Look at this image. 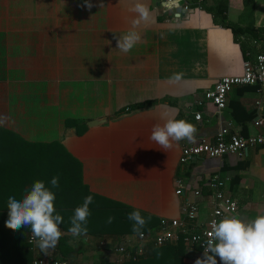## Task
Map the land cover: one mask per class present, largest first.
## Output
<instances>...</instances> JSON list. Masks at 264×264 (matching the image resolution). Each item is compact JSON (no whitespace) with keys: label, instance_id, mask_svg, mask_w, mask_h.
I'll list each match as a JSON object with an SVG mask.
<instances>
[{"label":"crops","instance_id":"crops-1","mask_svg":"<svg viewBox=\"0 0 264 264\" xmlns=\"http://www.w3.org/2000/svg\"><path fill=\"white\" fill-rule=\"evenodd\" d=\"M162 1L91 0L88 9L84 0H0L2 207L10 196L21 199L34 182L51 188V179L59 177V187L51 189L55 207L75 210L92 195L93 201L115 202L158 220L177 218L183 201L199 190L195 201L205 221L213 194L209 184L218 176L237 202L238 217L264 215V145L240 157H199L181 165L182 140L164 150L150 139L165 114L196 127L195 141L186 143L212 140L224 122L242 136L264 133V126H253L255 118L242 122L257 103L264 119L261 87L234 88L220 116L207 104L202 121L193 118L197 98L220 78L240 74L243 60L264 52V0H206L201 12L180 19ZM137 2L148 17L137 26L141 41L125 54L116 37L139 18L129 10ZM233 28L241 33L235 36ZM174 74L182 75L177 80ZM176 179L185 187L181 196ZM61 231L72 251L66 253L70 264H115L118 256L98 248L101 239L137 245L135 233H87L84 243ZM178 245L182 264H191L182 243L171 247ZM159 249L147 248L137 262ZM125 263L132 262L120 264Z\"/></svg>","mask_w":264,"mask_h":264},{"label":"built area","instance_id":"built-area-1","mask_svg":"<svg viewBox=\"0 0 264 264\" xmlns=\"http://www.w3.org/2000/svg\"><path fill=\"white\" fill-rule=\"evenodd\" d=\"M206 0H195L193 4L185 0H163L164 5H168L175 10V19H180L182 15L191 12H201L202 5ZM261 87L264 88V52L258 54L254 59H245L242 62V72L234 76H225L220 78L211 88L204 92L194 102L196 111L193 112V118L196 122H201L203 110L206 105L214 107L217 116L227 107V98L230 91L238 87ZM262 109L259 103L256 105V117L253 126L256 128L264 126ZM181 147L179 163L181 165L189 164L199 157L206 159H222L227 156L240 157L248 148H255L264 145V133L242 136L232 129L231 123L221 124L219 131L212 138H199L194 143H186ZM210 187L213 194L209 201L210 214L208 219L200 221L199 207L196 198L201 196L199 190L191 191V199H185L180 207V217L161 218L158 226L151 232H143V236L137 235V245L123 246L113 245L110 241L101 239L97 242L98 248L114 253L119 259L115 264L128 262H137L143 258L147 248L159 249L167 246L182 243L185 251L189 253L191 264H195L198 258L204 257V249L210 238L209 233L212 229L213 221H219L225 216H237L238 205L231 195L225 190L224 183L214 176L211 179ZM175 193L181 196L185 187L180 179L175 181ZM80 240L88 241L87 237H80ZM28 250L32 254V264H70V261L63 256L58 242L55 249L49 250L46 254L40 250L37 242L30 233L27 237ZM81 264H112L109 262H82Z\"/></svg>","mask_w":264,"mask_h":264},{"label":"clouds","instance_id":"clouds-1","mask_svg":"<svg viewBox=\"0 0 264 264\" xmlns=\"http://www.w3.org/2000/svg\"><path fill=\"white\" fill-rule=\"evenodd\" d=\"M84 5L91 9V0H84ZM138 13L139 18L132 20V28L117 39V48L123 53L130 52L140 41L141 34L137 26L142 19L148 17V10L142 3H135L129 9ZM182 74H174V79H180ZM3 123V121H0ZM196 127L183 119L167 118L163 124H155L151 129L150 139L162 149L172 147L173 142L181 140L195 141ZM51 188L46 187L43 181H36L30 190L21 198L9 197L7 202L8 219L5 222L8 228L19 230L29 226L32 237L44 253L55 249L64 233L60 225L63 217L55 214V193L51 190L59 187V177L50 181ZM93 203V196L85 197L83 204L74 210L71 218V227L68 232L76 238L87 234V219L90 215L89 205ZM113 217L108 218V223L113 222ZM128 219L133 221L132 231L143 236L141 229L148 220L141 215L139 210L129 213ZM150 219V218H149ZM210 238L204 249V257L198 258L195 264H217V257L221 264H264V215L254 219L245 220L238 216H225L221 220L213 221Z\"/></svg>","mask_w":264,"mask_h":264},{"label":"trees","instance_id":"trees-1","mask_svg":"<svg viewBox=\"0 0 264 264\" xmlns=\"http://www.w3.org/2000/svg\"><path fill=\"white\" fill-rule=\"evenodd\" d=\"M221 4L226 5L225 2ZM222 26L230 28L226 23H222ZM235 36L240 32V29H232ZM255 86L254 88H256ZM255 118V112L246 116L242 122L246 120H253ZM67 124H71L67 121ZM56 213L63 217V222L60 225L61 230L68 232L71 227V218L74 215V209L68 210L64 207H55ZM90 215L87 219V233L91 235H111L121 236L127 233H133V221L128 219L129 213L136 211L131 208H127L121 204L115 202L97 199L89 205ZM7 208L1 206L0 202V264H30L31 253L26 248V237L31 229L29 226L20 228L19 230H13L6 226L8 219ZM141 212V211H140ZM141 215L145 217L148 222L141 229L142 232H147L150 228L156 226L159 220L151 215L141 212ZM113 217V222L108 223V218ZM150 218V219H149ZM65 237H61L59 240L60 251L63 256H66L68 247L65 243ZM173 248L167 246L165 248L153 251L151 257L147 260H141L139 262L125 263V264H182V246L178 245Z\"/></svg>","mask_w":264,"mask_h":264},{"label":"rangeland","instance_id":"rangeland-1","mask_svg":"<svg viewBox=\"0 0 264 264\" xmlns=\"http://www.w3.org/2000/svg\"><path fill=\"white\" fill-rule=\"evenodd\" d=\"M67 252H72L71 250H68ZM32 259V258H31Z\"/></svg>","mask_w":264,"mask_h":264}]
</instances>
